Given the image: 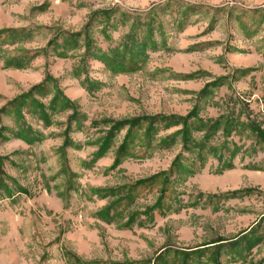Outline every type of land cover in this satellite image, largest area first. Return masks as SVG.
Returning a JSON list of instances; mask_svg holds the SVG:
<instances>
[{
  "label": "rangeland",
  "instance_id": "rangeland-1",
  "mask_svg": "<svg viewBox=\"0 0 264 264\" xmlns=\"http://www.w3.org/2000/svg\"><path fill=\"white\" fill-rule=\"evenodd\" d=\"M0 264H264V0H0Z\"/></svg>",
  "mask_w": 264,
  "mask_h": 264
},
{
  "label": "clouds",
  "instance_id": "clouds-1",
  "mask_svg": "<svg viewBox=\"0 0 264 264\" xmlns=\"http://www.w3.org/2000/svg\"><path fill=\"white\" fill-rule=\"evenodd\" d=\"M116 2H120V0H116ZM139 4L141 6V10L147 11L150 8L151 0H139Z\"/></svg>",
  "mask_w": 264,
  "mask_h": 264
}]
</instances>
